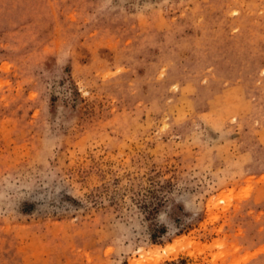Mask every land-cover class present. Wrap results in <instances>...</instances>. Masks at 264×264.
<instances>
[{
  "label": "rangeland",
  "instance_id": "374dc122",
  "mask_svg": "<svg viewBox=\"0 0 264 264\" xmlns=\"http://www.w3.org/2000/svg\"><path fill=\"white\" fill-rule=\"evenodd\" d=\"M0 264H264V0H0Z\"/></svg>",
  "mask_w": 264,
  "mask_h": 264
}]
</instances>
